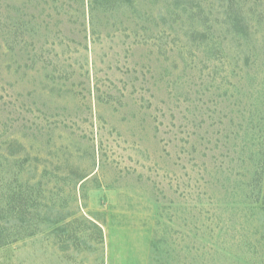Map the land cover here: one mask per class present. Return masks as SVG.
Listing matches in <instances>:
<instances>
[{"label":"rangeland","instance_id":"374dc122","mask_svg":"<svg viewBox=\"0 0 264 264\" xmlns=\"http://www.w3.org/2000/svg\"><path fill=\"white\" fill-rule=\"evenodd\" d=\"M0 264H264V0H0Z\"/></svg>","mask_w":264,"mask_h":264},{"label":"trees","instance_id":"16d2710c","mask_svg":"<svg viewBox=\"0 0 264 264\" xmlns=\"http://www.w3.org/2000/svg\"><path fill=\"white\" fill-rule=\"evenodd\" d=\"M90 1H95V0H90Z\"/></svg>","mask_w":264,"mask_h":264}]
</instances>
